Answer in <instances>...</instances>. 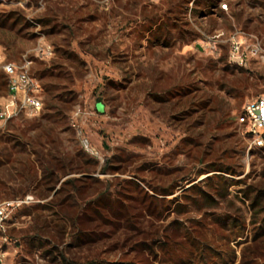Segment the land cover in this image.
I'll list each match as a JSON object with an SVG mask.
<instances>
[{
  "label": "rangeland",
  "instance_id": "obj_1",
  "mask_svg": "<svg viewBox=\"0 0 264 264\" xmlns=\"http://www.w3.org/2000/svg\"><path fill=\"white\" fill-rule=\"evenodd\" d=\"M234 33L264 42V0H0V107L25 54L43 103L0 119V264H264L238 123L264 63H230Z\"/></svg>",
  "mask_w": 264,
  "mask_h": 264
},
{
  "label": "built area",
  "instance_id": "obj_2",
  "mask_svg": "<svg viewBox=\"0 0 264 264\" xmlns=\"http://www.w3.org/2000/svg\"><path fill=\"white\" fill-rule=\"evenodd\" d=\"M219 8L228 9L227 3H220ZM240 33H234L228 39L229 52L228 59L233 65L249 68L251 61L264 63V42L255 38L252 43H244L239 38ZM223 36V32L218 33L215 38L219 42V38ZM50 53V48L46 49ZM8 75L9 90L13 96L7 103L0 107V119L8 120L19 115L22 111H28L35 114L42 108L41 87L38 80L32 74V60L25 54L21 64H7L4 67ZM79 111L77 112V114ZM238 123L246 125L250 128V133L256 137L264 139V95L259 96L255 100L247 103L242 112L238 116ZM86 149H89V142L83 141ZM5 209H0V228L3 229V219Z\"/></svg>",
  "mask_w": 264,
  "mask_h": 264
},
{
  "label": "trees",
  "instance_id": "obj_3",
  "mask_svg": "<svg viewBox=\"0 0 264 264\" xmlns=\"http://www.w3.org/2000/svg\"><path fill=\"white\" fill-rule=\"evenodd\" d=\"M51 93V92H50ZM54 99H59V97L58 96H53L52 98H50V101H54ZM50 107V106H49ZM54 108H57V106H54ZM58 115H60V113H61V111H60V109L58 110ZM75 181H76V179H70V180H67V181H65L64 182V186H63V188L61 189V190H64L65 189V187L67 186V185H69V184H71V185H73L74 187H77L76 186V184H75ZM62 192V191H61ZM205 196H206V194H205V192H202ZM213 200V199H212ZM208 247V246H207ZM209 249H210V247H208ZM203 254H202V263L203 264H216V258H215V256H212L213 254H211V253H209V252H207V250L203 247ZM219 252L220 251H218V250H216L215 251V255H220L219 254ZM64 263L65 264H70L68 261H66V260H64Z\"/></svg>",
  "mask_w": 264,
  "mask_h": 264
},
{
  "label": "crops",
  "instance_id": "obj_4",
  "mask_svg": "<svg viewBox=\"0 0 264 264\" xmlns=\"http://www.w3.org/2000/svg\"><path fill=\"white\" fill-rule=\"evenodd\" d=\"M48 47L51 49V47L48 45V46H45L43 49H40V50H42L43 52H45V53H46V51H45V50H46ZM47 52H48V51H47ZM29 57H30V56H29ZM31 60H32V59H31ZM32 65H33V62H32ZM28 159H29L30 161H33V160H32V159H30V158H28Z\"/></svg>",
  "mask_w": 264,
  "mask_h": 264
}]
</instances>
